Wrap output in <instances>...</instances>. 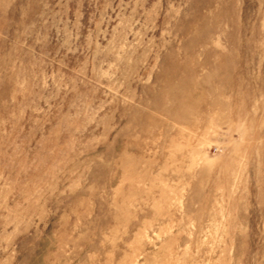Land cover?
I'll list each match as a JSON object with an SVG mask.
<instances>
[{
  "label": "rangeland",
  "instance_id": "obj_1",
  "mask_svg": "<svg viewBox=\"0 0 264 264\" xmlns=\"http://www.w3.org/2000/svg\"><path fill=\"white\" fill-rule=\"evenodd\" d=\"M0 264H264V0H0Z\"/></svg>",
  "mask_w": 264,
  "mask_h": 264
}]
</instances>
